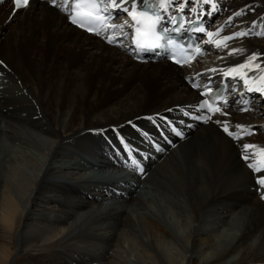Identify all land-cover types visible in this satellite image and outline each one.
Instances as JSON below:
<instances>
[{
	"label": "bare ground",
	"instance_id": "1",
	"mask_svg": "<svg viewBox=\"0 0 264 264\" xmlns=\"http://www.w3.org/2000/svg\"><path fill=\"white\" fill-rule=\"evenodd\" d=\"M185 1L209 18L213 52L177 67L136 60L48 0H1L0 264H264L260 102L247 92L249 110L198 123L186 82L234 68L264 93V0ZM169 123L185 131L172 146Z\"/></svg>",
	"mask_w": 264,
	"mask_h": 264
},
{
	"label": "snow or ice",
	"instance_id": "2",
	"mask_svg": "<svg viewBox=\"0 0 264 264\" xmlns=\"http://www.w3.org/2000/svg\"><path fill=\"white\" fill-rule=\"evenodd\" d=\"M29 0H13V4L16 8L21 6H27ZM50 2H54V0H50ZM79 2V0H78ZM174 0H155L154 5L150 6L154 8V11L145 10H137V0H132L131 10L125 8L124 11L127 12L128 16L131 18V27L133 29V42H136L138 46H154L156 42H158L161 38V30H160V22L165 19L162 12L167 11L168 6L172 4ZM88 5L87 10L82 11V15L87 16L89 18H95L103 21L105 17L103 15H98L101 6H105L106 8H117L118 6H123L125 4V0H119V4H117V0H86ZM69 19L73 23H77L75 15H70ZM171 23L175 24V20H171ZM126 23V22H125ZM81 27L84 25L81 24ZM107 27H117L118 25H106ZM93 29L89 28V31ZM203 31V29H201ZM209 36L212 33H208ZM243 35V33H240ZM226 39H228L226 37ZM169 43H171L169 41ZM219 43V42H217ZM199 51V49H197ZM235 51V50H233ZM253 59L255 58V54H253ZM238 68L244 67V65H238ZM235 69L230 70V72H234ZM229 73H226V75ZM247 83V81H245ZM209 111H220L219 107H213L211 104L208 105ZM198 119L200 117H197ZM237 127H243L242 125H237ZM250 127V126H249ZM224 131L228 133V135H233L228 131V128L225 126ZM179 135V133H177ZM245 148L254 147L250 145H244ZM261 160L260 164L264 167V148L260 149ZM247 159V157H245ZM250 168L253 170H258L255 164H249ZM257 183L264 187V175H261L257 178ZM264 198V195H262Z\"/></svg>",
	"mask_w": 264,
	"mask_h": 264
},
{
	"label": "rangeland",
	"instance_id": "3",
	"mask_svg": "<svg viewBox=\"0 0 264 264\" xmlns=\"http://www.w3.org/2000/svg\"><path fill=\"white\" fill-rule=\"evenodd\" d=\"M0 3H1V1H0ZM205 56H206V55H205ZM203 57H204V56H202V58H203ZM206 57H207V56H206ZM214 58H217V54H215V57H214ZM162 61H163V60H162ZM164 62H166V61H164ZM260 106H261V107H260V110H259V111L262 112V114H260V116H262V115H264V112H263V111H264V103L260 104ZM261 109H262L263 111H262ZM4 148H5V149H6V148H7V149H10V147H3L2 149H4ZM2 149H1V150H2ZM119 169L122 170V173H123V174L120 173L119 171L115 170V173H117L116 175H118V174H119V175H124L125 172H123V169L120 168V167H119ZM119 169H118V170H119ZM116 175H115V176H116Z\"/></svg>",
	"mask_w": 264,
	"mask_h": 264
}]
</instances>
